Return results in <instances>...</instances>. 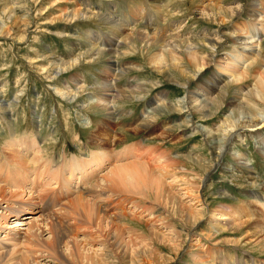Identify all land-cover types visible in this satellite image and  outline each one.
<instances>
[{
    "label": "rangeland",
    "instance_id": "obj_1",
    "mask_svg": "<svg viewBox=\"0 0 264 264\" xmlns=\"http://www.w3.org/2000/svg\"><path fill=\"white\" fill-rule=\"evenodd\" d=\"M80 1H82L81 4H79ZM220 2H222L221 7L223 9L237 8L234 15H227L226 20L223 18L227 22L225 28L218 23L222 15H217V22H212L208 20L210 18L207 19L203 16L198 9L199 5L209 8L216 7ZM84 3L90 4L92 12L101 13L106 21L98 18L88 20V18L82 19L81 17L76 21H71V18L66 17L70 10L86 7ZM252 4H259L258 7L262 9L256 13V17L264 16V0H0V170L12 169V166H15L1 152L2 145L13 138L21 139L25 137L27 141L24 142H36L38 145L40 142V147L43 150L42 154L44 153L42 157L45 159L39 158L38 162H33V164L30 163L31 160L29 159L27 161L28 167L33 169L41 162V165L43 168L45 167L47 174L51 178L59 176L62 180H65V166L69 164L67 162L72 157L78 158V161L82 164L83 160H90L98 154L105 155L104 157H107V161L98 171V175H104L108 169L110 171L112 167H115L113 165L116 162L118 163V161H115V163L114 160L111 161L114 153L121 152L127 146L134 145L136 150L139 151L138 158L134 159L129 156L130 158L128 157L125 161L144 160L151 166V172L156 166L161 167L167 164L164 167L166 169L162 168L170 176L165 178V180L169 183L166 187L167 190H172V193L174 191L182 196L189 187L188 185L191 184L195 189L199 186L198 189L201 191L202 200L210 209L218 208L219 205L224 204L232 206L231 208L242 204L241 207L246 213H244V220L250 219L249 224L244 229L234 230L233 233L230 231L220 233V237H223H218V239L212 240L211 243H209L210 240L202 237L203 242L206 241L207 247H212L213 242H219L217 248L220 249V255L223 258L221 256V258H216L214 264L247 263L240 257L248 258V253L264 261V241H261V239H259L260 243L258 245V241L249 245L244 244L243 242L247 240L244 239L242 242L244 245L238 246V249H232L231 244H227L225 241L226 239H235L234 237L241 238L242 234L244 235V232L249 228H258V231H262L263 228L264 230V216L261 215L259 207L254 202L255 196L264 195V189L244 184L240 178L231 180L228 178L230 174L226 173V169L230 171L231 166L234 165L235 174L240 177L241 175L254 177L260 184L264 181V157L262 158L256 149L257 144L254 143V139L246 138L245 135H248L247 130L245 133L242 132L244 133L243 140L231 142V144H236L231 148L240 154L242 153L247 158V162L251 164L249 167L257 176L249 172L246 174V170L237 166L228 153L217 159L215 156L219 145L217 143L221 142L224 133L221 129H218L219 125L224 124L227 127L233 122L242 121L247 116L249 121L254 118L251 121L255 122V117H250V115H253L251 113L254 112L253 110L250 108L237 109L233 106L230 107V103L234 100L233 92L236 88L242 87L244 90L246 88L251 90L255 85L254 75H260L262 71L264 73V68L261 67L264 65L263 56L262 61L256 65L257 67L251 66L248 69L250 73L247 71L249 75L242 83H235L229 88H223L225 84L220 83L221 88L219 90L216 89V93L212 96L216 94L218 96L224 95L225 98H223L224 100L221 104L201 108L204 112L200 113L192 111L191 117H188L180 102L183 101V98L189 97V94L187 95L188 91H185L181 86L176 85V83L183 84L185 82L175 71L176 66L183 65L190 69V74L193 72L186 58L183 61L175 62L168 52V55L165 56L166 62L169 61V63L167 62L168 69L164 73H158L151 63L155 53L161 50L158 42L154 45L151 43L150 46H144V44L136 41L137 48L135 50L122 48V51L120 50L118 54L115 53L114 55L103 52L100 55V59L95 62H92L91 59L94 57L89 56V50L85 45L91 44V39L97 38L98 35H101V39L105 41L109 38L110 29L114 26L117 29L121 26H127L129 30L143 28L146 30H144L145 33L154 34L155 32L165 37L174 34L177 36L175 31L179 30H176V27L181 26L180 34L184 38L188 37V39H194L195 36H203L205 33H214L215 31L229 34L233 27L232 24H242L244 21H249L247 17L255 9ZM214 11L216 12V10ZM217 12L223 14L219 10ZM239 12H243V14L239 15ZM115 28L114 30H116ZM132 35L136 34L132 33ZM221 41L225 47L220 48L219 51L224 54L226 50H230L231 42H225V39ZM262 41V45H264V38H262ZM75 58H80L79 64L76 67L62 71L64 67L59 65L65 64V62L69 63ZM222 58L225 59L223 60L224 62L231 60L229 59L230 57L226 56H222ZM112 60L118 61L119 64L116 63V65L112 66L116 70L115 75L112 76L115 86L112 85L113 83L111 86L114 88L113 90L125 87L124 89L127 92L123 95L127 99L119 100L114 98L112 100L113 105L116 106L111 114H116L118 119L114 121L113 128H107V130L101 125L106 120V117L99 116L100 114L91 108L93 105H90L91 102L88 99L93 100V98L100 97L99 95L102 93H107L104 89H96H99V87L109 88L107 84H101V81L105 75L104 71L108 61ZM118 65L126 71L121 73L123 75H119V77L117 75L120 72ZM39 67H43L47 72L45 73ZM213 71L214 69L211 66L207 70L205 69L200 77L194 79L191 83L189 91L199 94L197 89H200V85L209 83V79L219 73L218 71ZM72 76L79 77L77 86L78 88L83 87L84 90H81L79 95H76V98H72L73 96L61 98L56 91L57 89L59 91H62L60 89H66L67 84L73 87L70 82ZM124 89L121 91L123 92ZM111 93L114 96H121L120 94L115 95V91ZM156 99L160 100L156 101ZM153 100L156 102L154 101L150 105L155 104L154 108H157V110L152 114L153 117L149 113L147 115L148 118L145 116V109L148 107L149 102ZM225 120L230 123H223ZM199 126L211 129L212 133L210 136L205 138L197 129L192 128ZM261 129L263 130H261V133L264 134V126ZM111 136L117 137L116 140L118 141L112 143V146H104V142H111ZM62 155L64 156L65 165L61 161ZM117 158L122 159L123 157L117 156ZM4 159L6 160L4 161ZM103 159L106 160L105 158ZM217 160H219V165L213 168V171H210L205 177L203 167L206 162L212 166ZM51 163L55 164L56 167L60 165V168L53 167V169H50L49 165ZM8 179L13 180L11 177H8ZM173 179H175L173 181L174 186L170 183ZM99 180L101 181L99 178L85 179L83 187H88L83 191V196L88 197L85 191L88 188L89 190L92 189V184L96 186L100 183ZM10 186L12 188V185ZM144 186H142L143 188L141 187L142 189L139 188V190L144 191L136 192L137 194L128 192V195L131 194L128 196L125 195L126 193L122 189H118L115 195L120 198L125 196L135 198L134 200L145 206L150 201L153 204L159 203L160 200L159 202L155 201L154 193L148 192L151 191L148 190L150 187L145 189ZM193 187L191 189H194ZM99 190L97 189L96 192H99ZM140 192L143 194L144 199L140 195L137 196ZM221 192H227L228 196L221 194ZM163 199L164 202H161L164 204H161V202L159 204L163 205L165 211H161V209L158 211L157 208L155 216L162 214L159 217L165 218L169 232L172 228L173 231L175 230L177 239H172L174 242L169 241L170 243H163L166 240H162L161 244V238H156L157 241L153 238L151 243L149 242L151 253L149 252L146 256L143 254L133 255V257L122 254L120 255V261L123 260V262L119 261V264H130L131 261L134 264H138V262L139 264H191V252L194 249L189 248L190 242L193 240V237H189L194 234H205L204 229L207 228V221L204 220L203 223L194 229L191 226L193 221L186 209H178L177 205L173 204L167 194H163L161 200ZM185 200L187 201V199ZM65 202L66 199L63 203ZM152 203L150 204L153 205ZM159 204L154 205L156 207ZM126 206L125 208H129V204H126ZM172 206L175 210L177 209V213ZM139 211H141L140 208L136 212L139 213ZM35 215L37 214L24 213L25 218L34 217ZM131 218L127 216L124 220L122 219L119 222L120 226L124 227V229L125 227L129 229L128 232H130V229H134L132 233H135L132 237L140 238L142 242H145L144 236L152 238L149 233L150 230L145 224L143 225L137 217L135 219ZM148 218L149 216L142 221ZM156 219L158 220V218ZM128 232L126 231L123 236L130 237ZM78 237L82 239L83 244L86 243V245L91 247L97 246L91 242H86V240L84 241L80 234H78ZM126 237L125 239L127 240ZM107 250L103 251V253H109L104 256L107 259H101L102 257H100V260L98 258L99 264H118L115 258L116 255L113 252L111 255ZM127 251L125 250V252ZM235 254L239 255V258L232 259ZM103 260L104 262H101ZM50 261V259H47L42 263L57 264Z\"/></svg>",
    "mask_w": 264,
    "mask_h": 264
},
{
    "label": "bare ground",
    "instance_id": "obj_2",
    "mask_svg": "<svg viewBox=\"0 0 264 264\" xmlns=\"http://www.w3.org/2000/svg\"><path fill=\"white\" fill-rule=\"evenodd\" d=\"M81 3L82 1L79 2V4ZM221 3L222 2H220V4H218L216 7L213 6L210 8L199 5L198 9L203 14V16H205L207 19L210 18L208 20L212 22H217L216 16L222 15L218 23L220 26L225 28L227 25V22H225L226 16H229L230 14L234 15L237 8L223 9L221 7ZM84 4L86 7L82 9L70 10V12L66 14V17L71 18V21H76L80 17L82 19L88 18V20L98 18L99 20L106 21L105 17L101 13L91 11L92 7L90 4ZM258 5L259 4H252V7L255 9L252 10V14L248 16L249 18L247 17V20L249 21H244L242 24H232L233 27L229 34H223L220 31H215L214 33H205L203 36H195L194 39H188V37L184 38L183 35L180 34V29H182L181 26L176 27V30L179 31L174 30L177 32V36L174 34L170 35L169 37H165L155 32L154 34H149L147 32L145 33V29L143 28H139V30H129L127 26H121L117 29L113 25L114 27L110 29L108 39L104 41L101 39V35H98L97 38L91 39V44L85 45L89 50V56L94 57L91 59L92 62H95L100 59V55L103 52H108L114 55L115 53L118 54L122 48L125 50H135L137 48L136 41L144 44V46H150L151 43L154 45L158 42L159 49L161 50L158 53L156 52L155 56L151 60L153 68H156L158 73H164L167 71L166 69H168L167 62L169 63V61L166 62L165 58V56L168 55V52L169 55L171 54V58L175 62L183 61V59L186 58L189 61L193 72L190 74V69H188L186 66H176L175 71L185 82L183 84L176 83V85H179L185 91H188L187 95L189 94V97L183 98V101L180 103L182 104V109L187 112L188 117H191L192 111L194 113H200L202 111L204 112V110L201 108L221 104V102L224 100L223 98H225L224 95L218 96L216 94L215 96H212L216 93V89L219 90L221 88L220 83L225 84L223 88H229L235 83H242L249 75L248 69L251 68V66L257 67L256 65L262 61V56L264 58V45H262V38H264V16L259 18L256 17V13L259 12V10H262L258 7ZM214 10H216V12ZM217 10H219L221 13L223 12V14H219ZM238 14L242 15L243 12H239ZM223 18H225V20ZM180 22L178 23L181 24ZM114 28L116 30H114ZM132 33H135L136 35H132ZM223 39H225V42H231L229 48L230 50H226L224 53L225 55L221 54L219 51L220 48L225 47L221 41ZM221 50L224 51L225 49ZM222 56L230 57L229 59L231 60L224 62L223 60L225 59H223ZM79 59L80 58L72 59L71 62H65V64H60L59 66L62 65L64 67L62 71H66L65 69L76 67V65L79 64ZM116 63H118V61H108L107 67L104 71L105 75L102 77L101 84H107L109 88L105 89L99 87L98 85L99 89H96H104L107 93H102L99 95L100 97L96 99L93 98V100L91 99L92 101L88 99V101L91 102L90 105H93L91 108L100 114L99 116L106 117V120L104 119L105 121L101 124L104 126V129L113 128L112 125L114 121L118 119L116 114H111L113 113L112 111L116 106L113 105L112 100L114 98L119 100L127 99V97L123 95L127 92V90L124 89L125 87H119L118 90L117 88H115L116 90H113L114 88L111 86L112 83V85L115 86V81L112 76L115 75L116 68L113 69L112 66L116 65ZM118 66V70L120 69V72H118L117 75L119 77V75H123L121 73L126 71L123 68H120V65ZM210 66L212 69H214L213 72L218 71L219 73L210 78L209 83L200 85V89H197L199 90L198 92L200 95L198 93L189 91V87H191V83L194 81V79L199 78L201 73H203L205 69L207 70V68ZM261 67L264 68V65ZM39 68H41L42 71H45L43 67ZM46 72L47 70L45 73ZM110 78L111 81L109 82ZM253 78L255 85L251 90H248L247 88L244 90L242 87H238L234 90V100L231 101L230 107L233 106L237 109L250 108L254 111L251 112L254 116L250 115V117H255V122L251 121L254 118L249 121V117L247 116L246 118L244 117L245 119H242V121H232L233 123L227 127H225L224 124L219 125L218 129H221L224 133L222 135L221 142L217 143L219 145L217 146L215 156L217 159L228 153L232 157L233 161L236 162L237 166L246 170V174L249 172L257 176L251 167H249L251 164L247 162V158H245L242 153L240 154L231 148L233 145H236L235 143L231 144V142L243 140L244 133L248 131V135H245L246 138L250 137L254 139V143L257 144L256 149L258 150L261 157H264V134L261 133V128L264 126L263 71L260 75L255 74ZM211 80L213 81L211 82ZM78 81L79 77L72 76L70 82L72 83L73 87L67 84L66 89H60L62 91L57 89L56 93L58 92V96L60 95L61 98L64 96H73L72 98H76V95H79L81 90H84L83 87L78 88ZM122 89H124L123 92L121 91ZM113 91H115V95L120 94L121 96H114V94L111 93ZM159 100L160 99H156V101ZM154 101L155 100L149 102L148 107L145 109V116H147L149 113L152 115L157 110V108H154L155 104L150 105V103ZM227 120H225L223 123H230ZM192 128L197 129V131L203 134L205 138L209 137L212 133V130L205 126ZM257 128L259 131H257ZM116 139L117 137L111 136V142L106 140L107 142H104V146H112V143L118 141ZM24 141H27L25 137H22L21 139H9L1 147L3 156L9 160L10 163L15 164V166L13 165L12 169L0 170V264H46L42 262L46 261L47 259H50V262H56L57 264H99L100 262L98 261V258L100 259V257H102L101 259H105L106 257L104 256L107 252L103 253V251H106L107 249H109L107 251L110 252L111 255L112 252L114 255H116L115 258L117 259L116 261L118 264L120 261V255L122 254H127L130 257L139 254L146 256L149 252L151 253V245L149 244V242L151 243V239L161 238V244L162 240H166L163 241V243H170L173 241L172 239H177L175 230L173 231V228L171 227L172 230L169 232L166 227L165 218L159 217L162 214L155 216V213L157 212L155 210L157 208L158 211L160 209L161 211H165L163 209V205H161L164 202V199L161 200L163 194L169 195L170 200L173 202V204L177 205L178 209L187 210L188 215H190L193 221L191 226L194 229L203 223L204 220L207 221V228L204 229L205 234H194L193 236L190 235L189 237H193V240L191 239L192 242H190L191 244L189 248L191 247L194 249L191 252V264H214L216 262V258L221 256L220 249L217 248L219 242H213L212 247H207V243L206 241L203 242L202 237L206 240H210L209 243H211L212 240H216L218 237H220V233H226L228 231L233 233L234 230H239L240 228L244 229V227L249 224L250 219L248 218V220H244L243 218L245 210L241 207L242 204L241 206L238 205L234 208L224 204L219 205L218 208L210 209L209 206H207V204H205L202 200L201 191L198 189L199 186H197L198 188L195 189L193 186H191V184H189V187L182 196L178 195L174 191L172 193V190H167L166 187L169 183L166 182L165 178L170 177L164 171V169H166L164 167H166L167 164L164 163L165 165H162L161 167L156 166L153 172H151V166L144 160L125 161L129 156L134 159L138 158L139 151L136 150V146L134 145L127 146V148L123 149V151L114 153L113 157L110 156L111 161L114 160V163L115 161H118V163L116 162V164L113 165L115 167H112L110 171L108 169V174L105 171L106 173H103L104 175H98V171H100L107 161V157H104L105 155L98 154L90 160H83L82 164L80 161H78V158L72 157L67 162V164H69L65 166V180H62L59 176L51 178L47 174L45 167L43 168L41 165V162H39L36 165L37 167L33 169L28 167L29 164L27 161L29 159L31 160L30 163L33 164V162L37 163L39 158L42 160L45 158L42 157L44 153L42 154L43 150L40 147V142L38 145L36 142L31 143V141ZM144 150L146 151V149ZM117 156H121L123 158L120 159L117 158ZM6 159H4V161ZM61 161H63L65 165L64 156L61 158ZM218 162L219 160H217L212 166L206 162V165L209 166L204 165L203 167L205 177L208 173H210V171H213V168L219 165ZM49 167L50 169H53V167L60 168V165L56 167L55 164L51 163ZM234 169V165L231 166L230 171L226 169V173L230 174L228 176L229 179L233 180L240 178V180H243L244 184L255 188L257 186L264 189V181L259 184L258 181L254 179V177H246L242 175L240 177L238 174L234 173ZM8 177H11L13 180L11 181L8 179ZM87 178H99L101 181L99 180L100 183H98L96 186L92 184V189L89 190L88 188V190L85 191V193L88 195V197H85L83 196V191L88 186L84 188L83 182ZM174 180L175 179L171 180L172 182H170L172 185ZM10 185H12V188ZM142 186H144L145 189L150 187L148 190L151 191L148 192L154 193L152 194L156 198L155 201L159 202L160 200V202H163H161V204H159L160 202L154 203L159 204L155 207V205L150 201L147 202L148 205L145 206L143 204H139L138 201L134 200L135 198L133 199L128 197L131 195H128V192L133 194L136 192L138 193L143 188ZM192 187L195 190L191 189ZM82 188L84 189L82 190ZM96 188L98 190L100 189L99 192H96ZM139 188L141 189L139 190ZM118 189H122V191L126 193L125 195L128 196L122 197L121 195L122 198L117 197L115 194H117L116 190ZM141 192L137 196L140 195L143 198V194H141ZM226 193L221 192V194L224 195H227ZM65 199L66 202L63 203ZM185 199H187V201ZM254 202L259 207L261 215L264 216V195L260 194L259 196H255ZM126 204H129V208H125ZM139 208L141 211L138 213L136 211ZM176 210L174 209L175 212ZM25 212L31 215H37L34 217L30 216L25 218ZM127 216H130L133 219L137 217L143 225L145 224L150 230L149 233L152 235V238L141 235L144 236L145 242H142L140 238H133L132 235L135 232L132 233V231H134V229H130V232H128L129 229H126V227L124 229V227L120 226L119 224V222L122 219L124 220V218ZM147 216H149V218L145 221H142ZM156 218H158V220ZM257 229L249 228L246 230L245 228L246 232H244V235L242 234L241 238L233 236L235 239L224 240L227 242V244H231L233 247L232 249H238V246L244 244L249 245L250 243H256L257 241L258 245L260 243L259 239L264 241V238H262L264 237V230L263 228L262 231H258ZM126 231L130 236H125L127 240L123 236L125 235ZM78 234H80L84 241L86 240V242H91L97 246L91 247L86 245V243L83 244V241L80 239V237H78ZM222 237L223 236L220 238ZM244 239H247L246 242H243ZM257 245L255 244V246ZM125 250L130 252H125ZM247 257L248 258L242 256L240 257L247 263L235 264H264V261L249 255V253ZM235 258H239V255L235 254V256H232V259ZM121 261L123 262V260ZM101 262H104V260ZM130 264L134 263L131 261ZM232 264H234V262Z\"/></svg>",
    "mask_w": 264,
    "mask_h": 264
}]
</instances>
